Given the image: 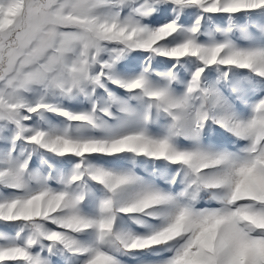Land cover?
<instances>
[{"label": "snow or ice", "instance_id": "1", "mask_svg": "<svg viewBox=\"0 0 264 264\" xmlns=\"http://www.w3.org/2000/svg\"><path fill=\"white\" fill-rule=\"evenodd\" d=\"M0 264H264V0H0Z\"/></svg>", "mask_w": 264, "mask_h": 264}]
</instances>
